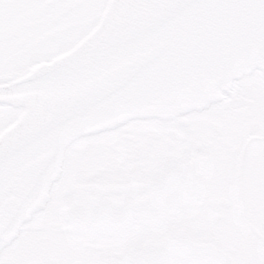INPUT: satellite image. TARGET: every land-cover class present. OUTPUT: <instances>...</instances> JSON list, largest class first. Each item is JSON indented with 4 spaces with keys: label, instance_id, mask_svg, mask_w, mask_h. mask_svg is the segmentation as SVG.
I'll return each mask as SVG.
<instances>
[{
    "label": "snow or ice",
    "instance_id": "1",
    "mask_svg": "<svg viewBox=\"0 0 264 264\" xmlns=\"http://www.w3.org/2000/svg\"><path fill=\"white\" fill-rule=\"evenodd\" d=\"M0 264H264V0H0Z\"/></svg>",
    "mask_w": 264,
    "mask_h": 264
}]
</instances>
